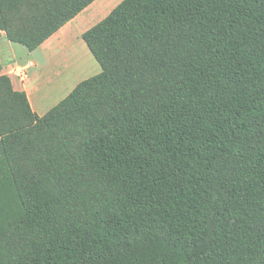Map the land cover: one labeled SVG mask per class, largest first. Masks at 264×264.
<instances>
[{
  "label": "trees",
  "instance_id": "trees-1",
  "mask_svg": "<svg viewBox=\"0 0 264 264\" xmlns=\"http://www.w3.org/2000/svg\"><path fill=\"white\" fill-rule=\"evenodd\" d=\"M94 1L0 0V33ZM81 38L100 71L41 116L0 74V264H264V0H121Z\"/></svg>",
  "mask_w": 264,
  "mask_h": 264
},
{
  "label": "rangeland",
  "instance_id": "rangeland-1",
  "mask_svg": "<svg viewBox=\"0 0 264 264\" xmlns=\"http://www.w3.org/2000/svg\"><path fill=\"white\" fill-rule=\"evenodd\" d=\"M120 1L121 0H95L79 15L77 19H75V21L63 28L65 31L68 29L71 30V32H68V37H63L56 44H52L50 46V50L45 56L37 53L35 58L37 60V66H35L33 61H29L32 62L33 66L31 67L32 69H29L28 78L25 80L23 85L28 83L27 88L29 89L32 103L38 107L40 106V110H48L65 95H67V93L71 91L73 85H75L78 81L94 75L93 73L95 72L90 69L87 71L81 69L82 64L84 63L83 60L77 65H75V63L68 65L63 62L62 57H64V54L70 52L72 47L76 46L74 49L77 52V46H79V44L86 47L79 32L81 30L84 31L85 29H88L94 23L101 20ZM13 46V50L8 52L7 63L23 65L20 63L28 61L32 58L30 56H26L25 52H28V50L24 46L18 43H13ZM43 58H46V61H44ZM46 63L49 65L47 66ZM61 68L64 70V75L61 77L54 76V74L58 73V70ZM98 68V71H100V66ZM9 70L10 68L8 71ZM11 76L19 83V80L16 77L13 75ZM40 76L42 78H40ZM45 79L49 80L48 83L50 85L47 82H44ZM43 86L48 87H45L46 89H44Z\"/></svg>",
  "mask_w": 264,
  "mask_h": 264
},
{
  "label": "crops",
  "instance_id": "crops-1",
  "mask_svg": "<svg viewBox=\"0 0 264 264\" xmlns=\"http://www.w3.org/2000/svg\"><path fill=\"white\" fill-rule=\"evenodd\" d=\"M93 3V2H92ZM91 3V4H92ZM90 4V5H91ZM89 5V6H90ZM89 6H87L85 9H87ZM82 10L78 15H76L73 19H71L69 22H67L64 26H62L57 32H55L52 36H50L47 40H45L38 48H36L35 50L33 51H28V52H25L26 53V56H30L32 57L30 60L28 61H25L23 63H20V64H25L26 62H29V61H33L35 66H37V60L35 59L36 58V55L37 53L39 55H42V56H45L47 54V52L50 50V46L52 44H56L57 42H59L63 37H68V32H71V30H63L64 27H66L67 25H70L73 21H75V19H77L79 17V15L85 11ZM95 24V23H94ZM80 25H83V24H80ZM86 30V29H85ZM84 30V31H85ZM83 32V30H81L79 33L81 34ZM74 45V44H73ZM75 46V45H74ZM79 48V46H77ZM83 47V55L84 57H81V59H77V57H74L73 53L76 52V50L74 48L75 47H72V50L66 54H64V57L63 58V62L68 64V65H72L75 63V65H77L80 61H84V63L82 64V67L81 69L83 70H88L90 69L91 71L95 72L93 73L94 75L97 74L99 71H98V63L96 62V60L94 59V57L92 56V54L90 53L89 49L86 48L85 46H82ZM14 48L13 46V42L9 41L7 38H6V35L4 32H1L0 33V63H1V66H2V69L0 70V74H6L7 75V71L8 69L13 66V65H19V64H14V63H7V55H8V52L9 51H12ZM77 48V49H78ZM85 58H86V61H85ZM44 61H46V58H43ZM63 64V63H62ZM46 65L48 66L49 64L46 63ZM34 66V67H35ZM63 68V67H62ZM60 69L58 70V73H55L54 76L56 77H61L64 75V70L63 69ZM32 69V68H31ZM57 72V71H56ZM93 76V75H91ZM10 80L12 82V85L14 87V89H17V90H23L25 91L27 97H28V100H29V103H30V106L32 108V110L39 116L43 115L47 110L44 109V110H40V106H36L35 104L32 103V99H31V96H30V93H29V89L27 88V85H21L20 83H18L17 81L14 80L13 77H10ZM40 78H42L40 76ZM39 78V79H40ZM86 79V78H85ZM48 79H45L44 82H47L48 83ZM79 82V81H78ZM77 82V83H78ZM76 83V84H77ZM49 84V83H48ZM75 84V85H76ZM50 85V84H49ZM73 85V87L75 86ZM44 89H46L45 87H48V86H43ZM72 87V88H73ZM72 90V89H71ZM68 94V93H67ZM66 96V95H65ZM64 96V97H65Z\"/></svg>",
  "mask_w": 264,
  "mask_h": 264
},
{
  "label": "built area",
  "instance_id": "built-area-1",
  "mask_svg": "<svg viewBox=\"0 0 264 264\" xmlns=\"http://www.w3.org/2000/svg\"><path fill=\"white\" fill-rule=\"evenodd\" d=\"M33 66L32 62L25 63L23 65H14L10 67V70L7 71V75L16 77L19 80V83L23 85L25 80L28 78V71Z\"/></svg>",
  "mask_w": 264,
  "mask_h": 264
},
{
  "label": "bare ground",
  "instance_id": "bare-ground-1",
  "mask_svg": "<svg viewBox=\"0 0 264 264\" xmlns=\"http://www.w3.org/2000/svg\"><path fill=\"white\" fill-rule=\"evenodd\" d=\"M64 41V40H63ZM68 41V40H67ZM71 44V43H70ZM74 57H77V59H81V57H84L83 55V47L79 44L78 51L73 53Z\"/></svg>",
  "mask_w": 264,
  "mask_h": 264
}]
</instances>
